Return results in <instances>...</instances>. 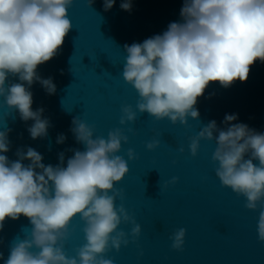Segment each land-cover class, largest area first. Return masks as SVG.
Wrapping results in <instances>:
<instances>
[{
	"label": "clouds",
	"instance_id": "clouds-1",
	"mask_svg": "<svg viewBox=\"0 0 264 264\" xmlns=\"http://www.w3.org/2000/svg\"><path fill=\"white\" fill-rule=\"evenodd\" d=\"M73 2L0 0V97L19 111L23 121H34L28 128L32 139L46 137L50 122L42 118L43 108L32 110L29 88L39 82L47 94H55L53 79H42L37 68L58 55L72 29L68 9ZM93 2L88 0L89 7ZM114 4L115 0H104V10ZM120 7L130 12L131 0ZM180 16L181 22L170 23L163 34L124 45L122 76L138 93L140 113L187 126L189 116L198 120L200 113L194 106L210 82L223 87L237 80L246 82L250 66L257 60L264 62V0H184ZM9 76L21 82L6 86ZM121 112V125L136 120L131 105H124ZM237 119L238 114H226L223 123L231 125L226 129L210 121L191 138L189 147L196 156L201 140L215 139L216 176L223 186L246 198L247 209L260 206L257 232L264 242V133L232 123ZM72 125L70 131L84 150H73L66 167L63 153L55 167L42 163V155L31 147L26 153L18 151L19 159L13 162L0 154V231L6 218L18 220L21 215L33 226L29 236L13 242L4 264H113L104 254L129 243L128 234L118 230L121 223L133 225V238L141 233L124 206L117 208L115 203L123 199V190L114 185L129 172L128 162L117 155L128 137L121 128L110 130L107 139L94 137V128L78 117ZM9 131H0V153L9 151ZM65 140L60 134L57 143ZM158 146V140L146 145L148 150ZM127 156L137 158L131 148ZM23 160L30 163L25 166ZM177 179L173 177L171 183ZM77 215L85 222L86 243L75 257H69L63 241ZM185 234L183 228L174 232V249L182 250Z\"/></svg>",
	"mask_w": 264,
	"mask_h": 264
}]
</instances>
